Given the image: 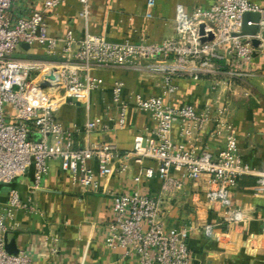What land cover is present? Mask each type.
I'll use <instances>...</instances> for the list:
<instances>
[{
    "label": "built area",
    "instance_id": "1",
    "mask_svg": "<svg viewBox=\"0 0 264 264\" xmlns=\"http://www.w3.org/2000/svg\"><path fill=\"white\" fill-rule=\"evenodd\" d=\"M69 1L0 0V187L33 169L34 193L49 174L50 162L58 161L75 185L100 193L101 181L117 172L115 164L120 162L121 173H125L131 159L139 168L135 183L158 177L161 196L155 198L141 190L115 195L105 226V246L124 250L125 258L137 255V264H193L189 247L192 228H169L163 221L166 197L184 187L175 173L181 172L183 179L204 189L206 199L225 210V223L236 227L245 221V212L235 206L233 191L242 178L254 176V195L264 199V161L259 170L244 163L235 130L224 122L225 108L208 106L199 113L190 105L175 107L167 99L176 93L177 79L215 76L224 71L226 63L235 65L236 71L227 72L231 78L249 76L247 69L256 58V48L254 37L243 35L244 16H260L256 38L264 42V5L251 0H220L209 9L196 7L192 11L178 5L174 37L154 43L145 39L117 43L92 33L95 11L91 0H76L80 36L72 27L61 36H53L49 18ZM154 7L155 1L149 0L148 17H152ZM211 34L214 38L210 41ZM37 56L48 60L31 58ZM99 67L155 73L163 79V92L126 102L123 84L118 82L113 88L118 119L110 118L109 125L89 119L82 129H67L59 121L61 108L76 103L91 109L92 95L103 86L94 73ZM132 107L150 113L157 126L135 136L129 155L120 156V149L112 142L85 141L75 146V136L83 133L89 137L116 125V121L124 128ZM210 123L225 129V145L217 153L200 149L192 140L194 133ZM176 127L182 129L181 143L172 138ZM147 162L154 166L144 171ZM18 213H38V208L31 198L24 200L19 191L11 190L5 201L0 200V264H37L29 251L11 254L6 249L8 233L18 227ZM204 233L214 239L216 226L206 225ZM52 252L57 254L56 246Z\"/></svg>",
    "mask_w": 264,
    "mask_h": 264
},
{
    "label": "crops",
    "instance_id": "2",
    "mask_svg": "<svg viewBox=\"0 0 264 264\" xmlns=\"http://www.w3.org/2000/svg\"><path fill=\"white\" fill-rule=\"evenodd\" d=\"M95 11L92 33L105 35L111 42L145 39L161 42L175 36V18L178 5L188 11L196 7L209 9L220 0H154L152 17L147 16L149 0H91ZM264 5V0H251ZM79 4L71 0L61 6L49 18L53 36L63 35L74 28L80 36L82 25L77 19ZM234 63H226L222 73L194 80L177 79L176 93L167 99L175 107L190 105L199 113L208 106L225 108L224 122L236 133L239 153L244 163L253 169H261L264 161V42L256 48V58L250 64L249 76L231 78L227 72L236 71ZM95 76L103 81L100 90L92 95L91 109L83 104L68 103L59 113V121L67 129H82L89 119L109 125L110 118L118 119L119 110L113 106V88L123 84L122 98L126 102L136 96H158L163 92V79L155 73L132 68L99 67ZM241 81V84L238 82ZM111 125V124H110ZM113 124L100 129L89 137L75 136L76 147L89 142H112L126 157L134 148V138L140 132H152L156 123L148 112L134 107L129 109L127 124L119 128ZM225 129L210 123L203 131L193 134L192 140L200 149L219 152L225 145ZM182 129L176 127L172 138L183 142ZM113 177L101 181L100 193H89L73 183L70 174L58 161L50 162L49 174L41 187L31 192L35 185L34 170L10 185L0 187V200L5 201L8 192L17 190L24 200L31 198L38 213H18L17 229L8 233L19 251H29L37 264H137L138 256L125 258V251L105 246V226L110 219V208L115 195L141 190L158 198L162 192L160 178L136 184L139 168L131 159L128 170L121 173L120 162ZM154 164L147 162L144 171ZM95 171L98 167L92 163ZM118 169L120 171H118ZM181 178L184 187L166 197L163 205V221L169 228L190 226L189 247L193 264H264V199L255 197L256 178H242L233 191V202L243 209L245 221L239 226L225 223V210L217 203H210L204 189L192 181ZM206 225H215L217 237L208 238ZM56 246L58 252L53 254Z\"/></svg>",
    "mask_w": 264,
    "mask_h": 264
},
{
    "label": "water",
    "instance_id": "3",
    "mask_svg": "<svg viewBox=\"0 0 264 264\" xmlns=\"http://www.w3.org/2000/svg\"><path fill=\"white\" fill-rule=\"evenodd\" d=\"M260 20V16L257 14H252V13H248L244 16V28H243V35H247V36H251L254 37V39L252 40V45L257 48L260 44L261 41L259 39L256 38L257 33H258V22ZM253 23V25H249V23ZM201 34L204 35V26L201 27ZM214 36L213 34L210 35L209 40H213ZM203 41H205V39H203ZM25 49H28V46H24ZM31 58H35V59H39V60H48L47 57H42V56H37V57H31ZM50 79H54V76H51ZM6 242H7V251L11 254H18L19 250L16 247L14 242H9L8 237L6 238Z\"/></svg>",
    "mask_w": 264,
    "mask_h": 264
},
{
    "label": "rangeland",
    "instance_id": "4",
    "mask_svg": "<svg viewBox=\"0 0 264 264\" xmlns=\"http://www.w3.org/2000/svg\"><path fill=\"white\" fill-rule=\"evenodd\" d=\"M241 83H242L241 81L238 82V84H241Z\"/></svg>",
    "mask_w": 264,
    "mask_h": 264
}]
</instances>
